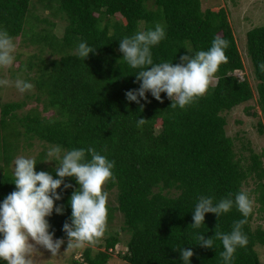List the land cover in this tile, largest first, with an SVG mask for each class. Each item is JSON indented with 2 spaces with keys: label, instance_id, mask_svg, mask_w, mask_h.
<instances>
[{
  "label": "trees",
  "instance_id": "obj_1",
  "mask_svg": "<svg viewBox=\"0 0 264 264\" xmlns=\"http://www.w3.org/2000/svg\"><path fill=\"white\" fill-rule=\"evenodd\" d=\"M40 9L66 23L58 43L52 39L57 22L38 14ZM156 23L166 25L167 38L153 47L155 62L179 63L186 48L207 50L217 35L230 42L227 63L212 77L216 82L211 80L205 94L184 109L172 108L166 93H161L163 100L148 93L140 104L125 98L126 90L139 87L134 73L138 69L123 60L119 40ZM0 26L14 38L31 33L29 41L38 52L19 69L34 83L36 99L43 104L41 110L34 107L20 114L24 102L0 103V200L15 188L10 166L22 135L65 149L94 147L116 162V179L106 186L117 188V204L108 203L107 225L116 211L122 213L121 229L131 233L127 250L120 254L127 264H183L174 249L182 247L193 250L192 264H221V242L216 239L215 248L203 247L196 234L205 232L207 238L215 231L229 232L243 217L235 207L220 217L206 213L205 223L194 229L192 209L198 197L219 200L232 193L234 198L253 178L264 212L262 156L252 150L247 164L226 129L225 112L255 96L250 81L235 74L244 69V61L227 9H204L202 0H0ZM247 39L264 113V72L258 67L264 61V25L248 31ZM80 41L96 48L85 60L75 54ZM50 45L58 57H44ZM50 111L52 115L46 114ZM139 118L146 122L138 126ZM36 159L37 171L56 167L42 160L46 154ZM65 179L76 186L73 178ZM72 190H64L56 202L65 212L48 217L54 238L65 241L62 227L70 218ZM253 218L252 213L244 225L248 245L237 249L233 264H261L257 248L264 246V227L254 228ZM108 234L98 248L86 244L82 260L74 264H107L121 242L120 230Z\"/></svg>",
  "mask_w": 264,
  "mask_h": 264
},
{
  "label": "clouds",
  "instance_id": "obj_2",
  "mask_svg": "<svg viewBox=\"0 0 264 264\" xmlns=\"http://www.w3.org/2000/svg\"><path fill=\"white\" fill-rule=\"evenodd\" d=\"M166 38V25L156 23L119 40L123 60L132 69H138L134 73L139 87L126 90V100L140 104L141 100H148V93L156 100H163L161 93H166L172 101V108L184 109L205 94L219 66L229 59L226 51L230 42L217 35L207 50L186 48L188 53L194 54L185 53L180 56L179 63H173V60L155 62L152 49ZM95 49L87 41H80L75 54L85 60ZM17 51L14 37L0 26V70L14 65ZM258 67L264 72V61ZM8 86H14L21 93L34 88L31 81L19 75L15 80L0 78V88ZM145 122L146 119L139 118L137 125ZM46 157L42 160L56 163L52 171H37L38 161L34 155H19L14 160V179L11 182L15 188L0 200V264H36L41 249L48 250L51 257L59 255L65 240L63 237L54 238L55 231L50 230L52 225L48 217L54 211L57 214L65 212L64 205L56 202L69 188L73 189L68 200L71 214L62 227L68 239L67 248H82L106 232L109 193L104 190V185L116 179L115 160L94 147L65 149L59 144L49 145ZM67 177L73 178L76 186L71 181L66 182ZM253 204L246 190L238 191L234 198L232 193L219 200L208 195L198 197L192 209L194 222L191 225L194 229L205 223L206 213L220 217L235 207L243 218L234 221L229 232L215 231L207 238L205 232L197 233V244L215 248V240L218 239L223 247L221 264H233L237 249L248 245L244 225L253 213ZM174 249L179 251L183 264H192L194 253L191 248Z\"/></svg>",
  "mask_w": 264,
  "mask_h": 264
},
{
  "label": "rangeland",
  "instance_id": "obj_3",
  "mask_svg": "<svg viewBox=\"0 0 264 264\" xmlns=\"http://www.w3.org/2000/svg\"><path fill=\"white\" fill-rule=\"evenodd\" d=\"M204 9H212L218 11L221 8H226L229 14V19L237 42L243 57L244 69L236 71L235 74L241 79H248L254 90L255 96L249 102L243 103L233 110L225 112L227 116L228 125L227 133L234 139L236 151L242 153L246 158V163H251V151L261 154V158L264 165V133L260 132V123H262L264 128V113L262 112L260 105L258 103V92L257 85L259 81L255 77L254 67L251 57L248 54V39L247 33L255 27L264 25V0H202ZM47 12L42 9L37 10V13L41 16H48L52 20L57 22L56 26L52 29L53 38L56 43L57 40L63 37L66 23L58 18L50 16ZM50 13V12H49ZM31 33L26 36L15 37V41L18 46L17 57L14 65L10 68L0 70V78H8L10 80H15L17 75L24 79L29 80L28 75L19 69L22 63H28L31 55L38 52L37 46L30 43L29 38ZM53 41V42H54ZM59 52L53 45L49 46L44 52V57L54 58L58 57ZM32 82V81H31ZM216 79L212 78V83H215ZM33 83V82H32ZM34 84V83H33ZM38 90L35 85L30 91L24 93L19 92L14 86L2 87L0 88V103H6L11 101L24 102V107L19 110L20 114L27 113L31 108L38 107L39 110L42 109V102L36 99ZM249 108V112L247 109ZM252 112H256L254 115ZM52 111L46 114L52 115ZM1 114V110H0ZM50 143L40 140L38 138H30L24 135L21 136L20 148L16 153L19 155H34L36 158L46 154V150ZM11 163V170L14 168V160ZM47 158V157H46ZM48 165L56 166L55 161H45ZM257 188V182L255 179L250 178L248 183L245 185V190L249 192L252 198L253 204V227L258 226L264 227V212L259 210V202L257 201L256 192L254 189ZM104 190L108 191L109 199L108 203L111 205L117 204V188L108 189L106 184L104 185ZM115 219L113 223L107 225L105 234L93 242L92 246L98 248V244H103L105 238L109 236V232H114L120 230L121 242L117 245V250L112 252L113 258L107 264H127L123 260L120 254L125 253L127 250V243L130 239L131 233L122 231L124 217L121 212L116 211ZM68 241L61 246L59 255L56 257H51V253L48 250L41 249V254L36 260V264H74L75 260H82V252L85 248H67ZM104 248H102L103 250ZM261 264H264V246H259L257 248Z\"/></svg>",
  "mask_w": 264,
  "mask_h": 264
}]
</instances>
